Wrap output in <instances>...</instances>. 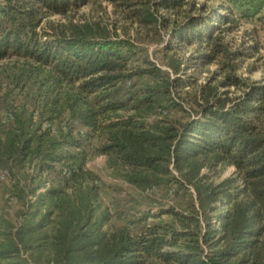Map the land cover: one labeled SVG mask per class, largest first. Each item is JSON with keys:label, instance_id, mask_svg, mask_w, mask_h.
I'll return each mask as SVG.
<instances>
[{"label": "trees", "instance_id": "obj_1", "mask_svg": "<svg viewBox=\"0 0 264 264\" xmlns=\"http://www.w3.org/2000/svg\"><path fill=\"white\" fill-rule=\"evenodd\" d=\"M259 13L0 0V264H264Z\"/></svg>", "mask_w": 264, "mask_h": 264}, {"label": "rangeland", "instance_id": "obj_2", "mask_svg": "<svg viewBox=\"0 0 264 264\" xmlns=\"http://www.w3.org/2000/svg\"><path fill=\"white\" fill-rule=\"evenodd\" d=\"M255 2V5L260 8V13L259 15L255 18V20H257L258 17L263 18L264 17V2L263 0H253ZM103 7H107L108 12L111 13L112 12V7L108 6L107 4H103ZM90 13L93 12L92 9L89 8H85L83 10H81L79 13ZM114 17V16H113ZM107 18V17H105ZM55 20H60V18H53ZM253 28H257L258 32H259V38L262 40V42H264V25H262V22H253V24L251 23H244V27L241 30V32L239 34H234L231 36V38H234V40L236 41V43H238L241 40L242 37V33L244 32V30L249 29L252 30ZM159 48H157V46H152L150 47V53L152 54L153 51L157 50ZM253 60H250L248 62L245 63L243 69L241 70V74L245 77H251L253 80H258L261 78V73H249V69L251 64L253 63ZM215 66L211 67V70H214ZM206 76V75H205ZM205 78V77H204ZM89 169H91L93 172H95L98 176H100V178L102 179L103 182H105L108 185H113V186H121L123 185L125 188L128 187L127 184H124L122 181L117 180L116 178L113 177L111 170L107 167V161L105 157H99L94 159L93 161H91L88 164ZM232 173V169L226 170L223 174V178L229 176ZM144 197V196H143ZM143 197H138L140 200H146L143 199ZM156 198L157 194H156ZM156 210V209H154Z\"/></svg>", "mask_w": 264, "mask_h": 264}]
</instances>
